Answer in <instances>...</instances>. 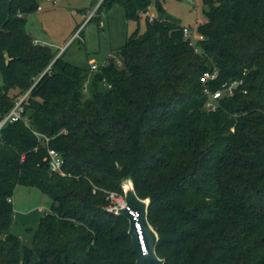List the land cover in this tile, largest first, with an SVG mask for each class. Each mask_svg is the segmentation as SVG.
<instances>
[{"label":"trees","instance_id":"obj_1","mask_svg":"<svg viewBox=\"0 0 264 264\" xmlns=\"http://www.w3.org/2000/svg\"><path fill=\"white\" fill-rule=\"evenodd\" d=\"M114 3L126 19L151 3L157 16L92 69L28 33L38 0H0V118L30 88L28 122L0 128V264H135L127 219L107 210L127 177L150 199L164 264H264V0H202L198 51L162 0H102L89 20ZM213 66L212 89L242 78L243 90L208 111L199 76ZM19 184L51 202L12 229Z\"/></svg>","mask_w":264,"mask_h":264},{"label":"rangeland","instance_id":"obj_2","mask_svg":"<svg viewBox=\"0 0 264 264\" xmlns=\"http://www.w3.org/2000/svg\"><path fill=\"white\" fill-rule=\"evenodd\" d=\"M38 5L40 8L27 15L28 33L52 51H58L57 55L64 51L66 59L78 64L87 59L89 63L103 64L108 56H115L129 33L136 27L143 30L146 22L145 13L138 21L126 19L117 3L102 14L100 23L89 20L86 24L82 21L94 7L92 0H38ZM162 7L181 24L195 25L203 19L202 0H162ZM147 11L157 16L152 3ZM11 198L16 220L12 229L18 222L36 225L38 218L49 211L51 202L37 187L20 184L15 186Z\"/></svg>","mask_w":264,"mask_h":264},{"label":"built area","instance_id":"obj_3","mask_svg":"<svg viewBox=\"0 0 264 264\" xmlns=\"http://www.w3.org/2000/svg\"><path fill=\"white\" fill-rule=\"evenodd\" d=\"M101 1L102 0H96L94 7L88 11L87 16L82 21V23L84 22V24H86L89 18L94 15ZM147 10L143 12L146 14L147 19L149 21L154 20L155 16L148 14ZM196 26V23L195 25L183 24L182 33L184 38L187 39L189 45L193 46L195 51H198L196 43L198 40L202 39L203 36L198 33ZM90 67L94 69L96 68V64L94 62H91ZM217 72V68L213 66L212 68L204 70L199 76V80L202 84V92L205 95L204 107L208 111L216 110L220 106V100L222 97L232 96L236 91L243 90L241 89V86L243 84L242 78L224 81L218 88L212 89L210 82H212L216 78ZM29 91L30 88L26 90L22 95L15 98L14 103L9 111L2 118H0V128L7 121H16L18 119H21L26 123L28 122L27 116L23 114V102L26 99ZM34 133L36 134L39 143L46 145L47 154L45 159H47L48 161L49 170L64 175L65 172L62 169L63 158L55 148L48 145L49 137L37 131H34ZM107 198L109 199L107 210L114 211L121 208L125 204L123 194H120L117 191H107ZM7 200L12 201V198L8 197Z\"/></svg>","mask_w":264,"mask_h":264},{"label":"water","instance_id":"obj_4","mask_svg":"<svg viewBox=\"0 0 264 264\" xmlns=\"http://www.w3.org/2000/svg\"><path fill=\"white\" fill-rule=\"evenodd\" d=\"M121 188L125 204L114 212L128 221L127 232L131 238L135 264H164V258L156 252L157 231L147 218L149 197L140 198L136 194L130 177L121 181Z\"/></svg>","mask_w":264,"mask_h":264}]
</instances>
